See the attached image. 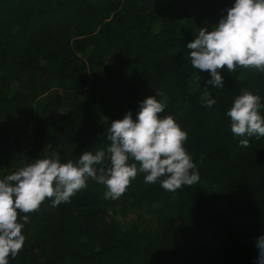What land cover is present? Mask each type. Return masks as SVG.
<instances>
[{"label": "trees", "instance_id": "1", "mask_svg": "<svg viewBox=\"0 0 264 264\" xmlns=\"http://www.w3.org/2000/svg\"><path fill=\"white\" fill-rule=\"evenodd\" d=\"M233 2L0 0V179L52 153L75 163L86 151H107L111 122L129 110L135 119L148 96L187 132L200 175L172 192L138 171L115 200L89 178L68 202L52 207L46 198L18 212L30 220L10 264H255L264 137L241 146L247 137L234 136L225 113L243 90L264 104V72L219 69L224 88L208 85L216 103L207 108L209 76L191 66L187 48Z\"/></svg>", "mask_w": 264, "mask_h": 264}, {"label": "clouds", "instance_id": "2", "mask_svg": "<svg viewBox=\"0 0 264 264\" xmlns=\"http://www.w3.org/2000/svg\"><path fill=\"white\" fill-rule=\"evenodd\" d=\"M188 59L194 69L207 72L203 87L202 106L211 108L216 99L209 90L224 88V77L219 69L229 72L237 67L255 68L264 72V0H234L211 31L201 28L187 43ZM135 113L127 111L122 119L111 122L107 151H86L74 163L61 162L59 153L35 159L0 179V264H10L22 249L25 236L22 229L29 222L28 215L39 209L46 198L52 207L70 201L78 191L94 179L105 185L106 199H118L137 176L146 173L144 182L175 192L182 186L198 184L199 171L184 147L188 138L185 130L171 115L161 116L167 105L155 96H148L138 104ZM264 108L261 97L243 90L236 96L225 115L230 118V130L247 147L249 139L264 137ZM110 166L105 167V160ZM130 160L139 162L129 164ZM99 166V167H98ZM20 221H23L21 223ZM258 256L255 264H264V234L256 238Z\"/></svg>", "mask_w": 264, "mask_h": 264}]
</instances>
